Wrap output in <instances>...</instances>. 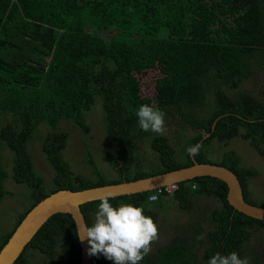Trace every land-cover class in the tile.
I'll list each match as a JSON object with an SVG mask.
<instances>
[{"label":"trees","instance_id":"obj_1","mask_svg":"<svg viewBox=\"0 0 264 264\" xmlns=\"http://www.w3.org/2000/svg\"><path fill=\"white\" fill-rule=\"evenodd\" d=\"M252 64L264 78V0H0V201L9 193L4 186L9 174L30 189L31 198L13 227L1 234L0 248L25 213L51 192L133 180L188 166L192 159L230 169L243 198L264 207V199L249 198L248 179L256 174L253 167L240 166L232 150L216 162L205 151L212 140L226 143L240 137L264 155V79L259 87L263 99L247 92L231 97L225 91L250 77ZM147 71L156 72L151 95L142 91L139 78ZM208 95L213 106L206 115L185 112L187 107H203ZM97 97L104 131L117 147L115 154L102 158L117 174L112 179L103 176L90 156L92 177L72 171L63 156L68 132L56 129L67 119L88 133L86 114ZM144 103L158 106L165 116H180L195 130L184 144L183 160L176 158L165 136L152 135L150 147L158 164L151 173L131 170L137 140L152 132L137 124L135 109ZM5 117L11 120L4 121ZM40 124L50 127L41 142L54 171L50 188L35 172L27 147ZM197 142L200 151L189 155L185 148ZM1 145L11 153L10 172L4 166ZM175 185L153 201L148 197L155 190L111 201L113 205L142 204L155 223L148 205L160 203L164 196L184 211L191 208L196 195L220 202L210 212L211 227L202 243L176 235L139 264H207L216 251L235 250L243 257L249 229L264 227V220L234 209L226 199V184L216 177L196 176ZM98 203L99 199L80 204L86 224L92 223ZM58 242L63 249L61 264H80L75 224L63 212L42 224L13 264H30L34 252L52 259ZM92 264H108V260L92 255Z\"/></svg>","mask_w":264,"mask_h":264},{"label":"rangeland","instance_id":"obj_2","mask_svg":"<svg viewBox=\"0 0 264 264\" xmlns=\"http://www.w3.org/2000/svg\"><path fill=\"white\" fill-rule=\"evenodd\" d=\"M106 35L104 33L105 37H107ZM251 69V76L243 79L236 89L225 87L228 95L235 97L239 93L247 92L263 99L259 92V87L264 79L262 71L254 64H252ZM155 76L156 72L147 71L139 77L144 93L150 95L153 93ZM212 106V97L208 95L203 107H187L185 112L199 117V115H206L212 109ZM9 120H11L10 117L4 119V121ZM86 121L90 126V130L86 134L67 119L62 120L56 128L68 132L63 150L64 159L75 173L92 177V166L88 163L90 156L106 179L115 178L117 176L116 172L102 159L105 154H115L117 147L104 131L100 97L96 98L91 110L87 112ZM165 125L166 131L163 133L151 132L149 136L137 140L134 162L131 165L132 171L139 168L146 173H151L157 166V155L150 147V139L152 135L156 134L165 136L174 149L176 158L183 160L184 144L188 138L195 134V130L189 124L184 123L180 116L176 114H174V117L166 115ZM48 130H50L49 126L38 125L27 142L33 168L38 175L43 177L45 188H50L51 179L54 175L51 165L41 151V142ZM1 148L4 166L10 172L11 153L5 146L1 145ZM229 150H232L238 157L240 166L253 167L256 170V174L248 179L249 198L255 202H261L264 199V155H259L249 145L248 141L240 137H233L226 143L212 140L205 148L207 157L215 162L220 161L223 153ZM4 186L9 193L0 201V236L13 227L16 219L24 212L31 201L30 189L23 183L15 182L10 174L4 181ZM219 206L220 202L216 198L203 195L194 196L192 206L187 211L181 210L177 202L170 196H164L160 203L148 205V208L155 213L158 237L151 242L150 251L147 255H152L157 247L171 242L176 235L186 236L187 241L194 239L196 244L202 243L203 238L198 239V237L201 235L203 237L206 229L211 227L210 212ZM94 219L95 213L91 215L92 222ZM197 230H199V233ZM201 250L202 248L197 250L198 254L201 253ZM62 253V245L58 242L52 259L34 252L30 255L29 262L30 264H61ZM242 254L249 258V264H264V227L249 229V238L242 245ZM107 260L108 264H114L112 260Z\"/></svg>","mask_w":264,"mask_h":264},{"label":"water","instance_id":"obj_3","mask_svg":"<svg viewBox=\"0 0 264 264\" xmlns=\"http://www.w3.org/2000/svg\"><path fill=\"white\" fill-rule=\"evenodd\" d=\"M212 176L222 180L227 186L226 199L236 210L250 217L264 220V207L249 203L243 198L242 189L236 175L227 167L214 163L197 162L192 159L188 166L155 173L133 180L103 184L79 190L58 189L37 201L22 217L6 242L0 248V264H13L42 224L53 214L69 213L83 229L86 224L80 211V204L98 200L100 193L106 189L120 195L155 190L159 187L176 184L196 176ZM78 237V236H77ZM80 264H92V255L87 253V241L79 240Z\"/></svg>","mask_w":264,"mask_h":264},{"label":"clouds","instance_id":"obj_4","mask_svg":"<svg viewBox=\"0 0 264 264\" xmlns=\"http://www.w3.org/2000/svg\"><path fill=\"white\" fill-rule=\"evenodd\" d=\"M138 127L145 131L163 133L166 131L165 114L149 103L135 109ZM201 148L199 142L188 145L185 151L195 156ZM117 194L110 188L102 191L94 221L83 229L77 224L78 239L87 241L90 255H103L114 264H139L150 251L151 242L158 237V227L153 218L146 215L142 204L119 203L113 205ZM202 235L198 239H202ZM207 264H249L247 256H240L232 250L226 254L214 252Z\"/></svg>","mask_w":264,"mask_h":264},{"label":"built area","instance_id":"obj_5","mask_svg":"<svg viewBox=\"0 0 264 264\" xmlns=\"http://www.w3.org/2000/svg\"><path fill=\"white\" fill-rule=\"evenodd\" d=\"M176 187L175 184L169 185V186H164V187H159L157 189H155V192L152 193L149 197L148 200L149 201H153L157 198V194L163 192V190H165V192H171L174 188ZM164 188V189H163Z\"/></svg>","mask_w":264,"mask_h":264}]
</instances>
